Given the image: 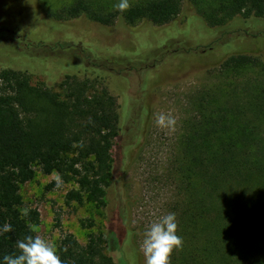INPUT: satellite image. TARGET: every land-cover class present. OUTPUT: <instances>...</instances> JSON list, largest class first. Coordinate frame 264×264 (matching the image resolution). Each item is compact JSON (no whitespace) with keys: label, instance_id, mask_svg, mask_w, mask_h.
I'll return each instance as SVG.
<instances>
[{"label":"trees","instance_id":"trees-1","mask_svg":"<svg viewBox=\"0 0 264 264\" xmlns=\"http://www.w3.org/2000/svg\"><path fill=\"white\" fill-rule=\"evenodd\" d=\"M38 1L53 21L84 17L106 27L143 21L163 26L185 2L210 28L239 16L264 19V0H130L122 14L114 8L118 0ZM260 67L264 63L256 56L232 54L219 68L241 75ZM258 82L251 88L245 83L238 93L241 106L224 107L227 94L215 89L197 101L178 171L183 244L171 264H264V75ZM118 124L117 98L106 88L66 76L54 90L32 85L26 72L0 70V228L12 226L11 232H0V259L17 252L18 239L36 235L30 226L38 224V213L21 214L20 188L37 171L75 185L64 197L66 206L87 202L106 212L108 189L119 170ZM124 234L113 218L106 232L89 234L84 245L63 235L57 254L64 264H116L106 250H117Z\"/></svg>","mask_w":264,"mask_h":264},{"label":"rangeland","instance_id":"rangeland-1","mask_svg":"<svg viewBox=\"0 0 264 264\" xmlns=\"http://www.w3.org/2000/svg\"><path fill=\"white\" fill-rule=\"evenodd\" d=\"M263 33L264 19L240 16L210 28L187 2L163 26L143 21L106 27L84 17L53 21L38 0H0V70L26 72L32 85L54 90L66 76L87 80L95 89L106 88L118 104L119 170L108 189L106 212L87 202L66 206L64 197L75 185L46 191L57 174L37 171L20 188L21 214L24 209L38 213V224L30 226L34 233L56 249L65 234L84 245L89 234L106 232L116 218L124 238L117 250H106L116 264H144L143 233L169 212L176 215L179 235L184 195L178 171L197 101L215 89L227 94L224 107L244 104L238 93L246 82L250 88L258 85L264 69L237 75L219 67L232 54L264 63ZM161 113L176 118L174 131L155 124Z\"/></svg>","mask_w":264,"mask_h":264},{"label":"clouds","instance_id":"clouds-1","mask_svg":"<svg viewBox=\"0 0 264 264\" xmlns=\"http://www.w3.org/2000/svg\"><path fill=\"white\" fill-rule=\"evenodd\" d=\"M131 7L130 0H118L114 8L121 14ZM176 118L171 114H158L155 124L169 131H174ZM62 179L56 175L58 189L62 186ZM23 214L27 215L28 210L24 209ZM12 226L5 223L0 232L8 233ZM178 224L174 212L161 216L143 233V240L140 250L144 257V264H171L170 257L174 250H178L182 244V238L177 234ZM17 252L4 255L0 264H64L57 254L56 246L39 235H27L16 241Z\"/></svg>","mask_w":264,"mask_h":264}]
</instances>
